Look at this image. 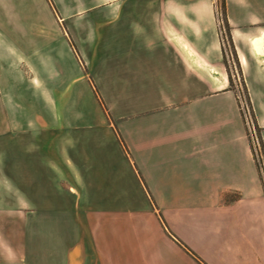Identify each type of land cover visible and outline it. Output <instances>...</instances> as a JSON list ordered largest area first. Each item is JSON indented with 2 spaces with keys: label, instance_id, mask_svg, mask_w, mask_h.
Segmentation results:
<instances>
[{
  "label": "crops",
  "instance_id": "1",
  "mask_svg": "<svg viewBox=\"0 0 264 264\" xmlns=\"http://www.w3.org/2000/svg\"><path fill=\"white\" fill-rule=\"evenodd\" d=\"M215 1L0 0V88L27 112L8 126L26 136L0 180V264H26L38 233L50 264H264L260 171L217 18L264 151V0ZM197 231L206 263L184 245Z\"/></svg>",
  "mask_w": 264,
  "mask_h": 264
},
{
  "label": "rangeland",
  "instance_id": "2",
  "mask_svg": "<svg viewBox=\"0 0 264 264\" xmlns=\"http://www.w3.org/2000/svg\"><path fill=\"white\" fill-rule=\"evenodd\" d=\"M7 2L9 3L10 7L12 8V7L18 6V4H21V3H23V5H24L25 2H30V0H7ZM18 2H20V3H18ZM215 3L217 5L218 11H220L221 1L216 0ZM217 18H219V20L222 19V33L219 30V36H220V39L222 42L224 61L226 63V66H227V69L229 72L230 86L234 89V92L236 95V100L238 103V107H239L242 119L244 121L246 134L250 140V143L252 146V151L254 154V158L257 162L258 169L260 171L262 190H263V194H264V151L262 148V144L260 143L258 131L256 130V133L251 135L249 132L248 126L246 124V118L244 116L245 115L244 111L246 112V114H248V119L252 120L254 125H255L252 107H251L249 98L246 94V90H245V87H244V84L242 81V77H241L239 70H238V67H237V60H236V56H235L234 50H233L231 42H230V40H231L230 39V33L227 31L226 22L223 20L224 17L222 15H219ZM15 19L16 18H13L12 20L15 21ZM15 24H17V23H15ZM15 24L13 22L11 24V26L15 25ZM4 31L2 30L1 25H0V34L4 38H6L7 40L12 39L11 33H9L8 31H5V32ZM18 35H20V33H18ZM87 76L89 77L88 79H91L92 82L94 80V82L96 84V81L92 75H87ZM122 76H124V75H122ZM97 78L98 77H96V79ZM99 79H97L98 83H99ZM94 82H93V84H94ZM103 82H105V81H103ZM97 84H96V86H97ZM98 86L100 87V85H98ZM98 86H97V88H98ZM5 90H6L5 92L7 94L6 93L3 94V90L0 88V180H2L3 178H6V180H8L9 182H12V179H13L12 171L14 170L15 163H17L16 154L20 150L17 148L18 145L16 146V141H18L21 137L26 136V134L24 133V131H20V130L14 131L12 128H9L8 126L10 124V120L12 118H15L16 114L19 116L20 115L24 116V114L26 115L27 112H23L26 110L24 106L19 105L18 107L17 106L13 107V105L16 104L17 98H20L18 95L22 94L23 92L18 90V89H15L13 86L5 87ZM97 92H98L97 93L98 96L101 99V103L104 105V107L106 109V107L109 106L108 101H107L108 96L103 95L102 91H100L99 88H98ZM132 94H133V91L130 90L128 97L125 96L122 98L123 99H125V98L134 99V98H138V96H139V95H132ZM241 101H243L244 104H246L248 111L245 107L243 108L244 109V111H243ZM22 118L23 117H21V119ZM0 187H1V185H0ZM0 191H1V188H0ZM141 195H142V193H141ZM156 213L161 217L164 216L163 212L160 209H159V211H156ZM191 213H193V212H189L188 210H185L183 212L182 216L183 217H189L191 215ZM194 232H196V230H194ZM41 235L43 236V234L38 233L37 237L34 236L32 244H31V246L34 248L33 249L34 254L31 257L28 256V259L26 260V264H50V263H53L52 259L47 254L48 253L47 248H49L46 245L47 242L45 239L41 238L42 237ZM192 242L194 245L192 244L191 246L188 244H184V242H183V244L185 245V247H187L189 250H191L196 255L197 259L200 262L206 263V259H205V256L203 254L205 237L201 236L200 233L197 231V236L192 240Z\"/></svg>",
  "mask_w": 264,
  "mask_h": 264
},
{
  "label": "built area",
  "instance_id": "3",
  "mask_svg": "<svg viewBox=\"0 0 264 264\" xmlns=\"http://www.w3.org/2000/svg\"><path fill=\"white\" fill-rule=\"evenodd\" d=\"M218 28H219L220 32L222 33V19L219 20V18H218ZM241 105H242V109L245 107L247 109V111H248V108H247L246 104H244L243 101H241ZM243 111H244V109H243ZM244 114H245L244 116L246 118V124L248 126L249 132H250L251 135H253V134L256 133L255 125H254L252 120L248 119V114H246L245 111H244Z\"/></svg>",
  "mask_w": 264,
  "mask_h": 264
},
{
  "label": "trees",
  "instance_id": "4",
  "mask_svg": "<svg viewBox=\"0 0 264 264\" xmlns=\"http://www.w3.org/2000/svg\"><path fill=\"white\" fill-rule=\"evenodd\" d=\"M230 42H231V40H230ZM231 45H232V43H231ZM233 48V47H232ZM246 90V89H245ZM246 94H247V92H246ZM96 95H97V93H96ZM248 96V95H247Z\"/></svg>",
  "mask_w": 264,
  "mask_h": 264
}]
</instances>
